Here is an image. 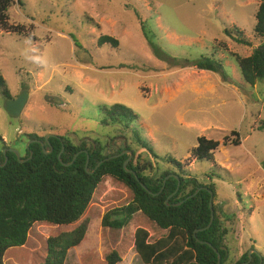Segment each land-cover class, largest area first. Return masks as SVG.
Listing matches in <instances>:
<instances>
[{
    "label": "rangeland",
    "instance_id": "1",
    "mask_svg": "<svg viewBox=\"0 0 264 264\" xmlns=\"http://www.w3.org/2000/svg\"><path fill=\"white\" fill-rule=\"evenodd\" d=\"M261 1L21 0L22 8L9 9L8 25L23 26L29 37L0 27V73L13 98L23 91L29 97L21 115L11 117L0 92V156L6 147L24 157L28 134L35 133L88 146L106 139V153L130 146L132 158L142 153L156 166L129 130L101 123L100 105L124 104L139 115L140 133L156 154H170L199 182L215 183L231 259L246 251L264 256V129L257 130L264 119V82L245 83L233 58L249 56L264 41L253 31ZM87 15L98 27H87ZM233 28L251 45L225 32ZM67 33L83 38V46L75 49ZM100 33L119 45L99 47ZM210 54L222 61L223 73L195 70L185 61ZM232 130L240 133L238 146L224 144ZM200 136L220 143L211 161L191 156ZM131 199L130 189L105 177L83 216L89 219L86 236L64 264H107L113 250L118 264H144L133 245L135 230H148L151 241L165 231L140 213L120 230L101 223L105 212ZM75 226L35 223L23 246L5 252L4 263L41 264L48 237Z\"/></svg>",
    "mask_w": 264,
    "mask_h": 264
},
{
    "label": "trees",
    "instance_id": "2",
    "mask_svg": "<svg viewBox=\"0 0 264 264\" xmlns=\"http://www.w3.org/2000/svg\"><path fill=\"white\" fill-rule=\"evenodd\" d=\"M15 4L21 8L23 6L21 0H0V27L28 38L23 26L8 25L9 9ZM255 18L254 34L264 38V0L260 2ZM86 24L87 27H98L89 15L86 16ZM225 32L237 42L251 45V41L239 28H233L232 31L225 29ZM67 35L72 38L75 49L83 46V38L71 33ZM96 44L99 47H117L119 41L111 35L100 33ZM154 49L158 52V47ZM159 56L164 59L163 55ZM233 58L245 83L255 85L264 82V41L249 56L234 54ZM185 61L195 70L224 72L222 61L216 59L214 54ZM0 88L5 98H13L1 73ZM99 108L101 123L129 130L131 138L156 159V166L152 165L150 158L139 153L131 157L124 167L129 154L123 153L122 149L106 153V139L102 142L94 141L92 146H88L84 142L78 144L68 136H50L44 148L37 141L32 142L30 151L33 155L24 162H20L13 152L1 154L0 264H5L4 255L7 250L19 248L26 243L29 230L35 223L64 226L76 224L73 229L59 232L46 240V256L41 264H64L68 251L78 246L86 236L89 219L83 216L105 177L130 189L132 199L125 205L105 212L101 220L102 227L120 230L129 225L135 214L140 213L165 231L160 238L151 241L148 230L142 227L135 230L133 245L144 264H264V256L255 252L250 254L251 258L246 251L236 261L231 259L226 243L229 228L218 210V194L212 180L207 184L201 183L195 175L183 169L184 163L172 155L156 154L146 137L141 135L136 123L139 115L131 108L121 103L102 104ZM260 129H264V119L257 127V130ZM28 136L30 140L44 141V136L35 133ZM219 144L217 140L200 136L196 146L190 150L191 156L195 161H211ZM224 144L240 145V133L230 131L224 137ZM62 149L61 162L58 155ZM127 149L131 150L130 146ZM79 151L82 152L75 157ZM116 154L119 156L114 157ZM5 156L8 160L1 166ZM101 161L104 162L99 164ZM69 162L72 164L65 165ZM198 189L195 196L188 198ZM212 210L214 218L210 223ZM105 260L107 264H118L121 257L113 250L106 255Z\"/></svg>",
    "mask_w": 264,
    "mask_h": 264
},
{
    "label": "water",
    "instance_id": "3",
    "mask_svg": "<svg viewBox=\"0 0 264 264\" xmlns=\"http://www.w3.org/2000/svg\"><path fill=\"white\" fill-rule=\"evenodd\" d=\"M1 91H2V90L0 89V92H1ZM28 97H29V93H28L27 91H23V92H22L20 95H18L16 98H5V104H4V108H5V110L7 111V113H8L11 117H19V116L21 115L22 110L24 109V107H25V105H26V103H27ZM50 136H51V135L46 136L45 139L48 140V138H49ZM34 141L39 142L42 146L44 145L43 142H41L40 140L34 139V140H29V141L27 142V144H26V147L29 148V144L32 143V142H34ZM7 151L13 152V153L16 155V157L18 158V160H19L20 162H24V161L29 160V159L32 157V153H33V152L31 151V152H30V155H29L28 157H26V158H21L20 153H19V151H18L17 149H14V148H4L2 154L6 155ZM45 152H46V151H45ZM62 152H63V149L60 151V153H59V155H58L59 160H60L61 162H62V160H61V154H62ZM80 152H82V151H79V152L75 155V157H76ZM125 152H128V154H129V158L124 162V167H126L127 162H128V161L130 160V158L132 157V152H131L130 150H128V151L126 150V151H124L123 153H125ZM46 153H47V152H46ZM86 153H87V151H86ZM117 156H119V154L114 155V157H117ZM88 158H89V155L87 154V163H88ZM108 159H109V158L105 159L104 161H106V160H108ZM7 160H8V159H7V156H5L4 163L1 164V166H3V165L7 162ZM104 161H101L99 164H101V163L104 162ZM71 164H72V162H69V163H66L65 165H71ZM99 164H98L97 166H99ZM135 177H136V179L139 181L138 177H137V176H135ZM140 184L142 185V187H143L144 189H147L146 186H145L143 183L140 182ZM202 188H204V187H202ZM199 190H200V189L196 190V191L194 192V194L190 195L188 198H191V197L195 196ZM167 201H168V200H166V202H167ZM180 203H181V202H179V203H177V204H180ZM210 206L212 207V199H210ZM213 218H214V214H213V210H212L211 221H210V223L213 221ZM209 245H210V244H209ZM216 251H217V250H216ZM217 254H218V258L220 259V254H219V253H217ZM249 256H250V254H249ZM250 258H251V256H250ZM243 264H244V263H243Z\"/></svg>",
    "mask_w": 264,
    "mask_h": 264
},
{
    "label": "flooded vegetation",
    "instance_id": "4",
    "mask_svg": "<svg viewBox=\"0 0 264 264\" xmlns=\"http://www.w3.org/2000/svg\"><path fill=\"white\" fill-rule=\"evenodd\" d=\"M37 140H40L41 142H43V144H44L43 146H42L39 142H38V143L44 148L45 145H46L45 142H47V140L45 139V137H44V141L41 140V139H37ZM2 142H3L2 139H0V144H1ZM2 144H3V143H2ZM30 144H31V143H30ZM30 144H29V148L26 147V153H25V156H27V154L30 155V152H31V151H30V150H31V149H30ZM4 148H6V147H4ZM4 148L2 147V149H4ZM2 149H1V151H2ZM29 151H30V152H29ZM32 155H33V153H32Z\"/></svg>",
    "mask_w": 264,
    "mask_h": 264
},
{
    "label": "crops",
    "instance_id": "5",
    "mask_svg": "<svg viewBox=\"0 0 264 264\" xmlns=\"http://www.w3.org/2000/svg\"><path fill=\"white\" fill-rule=\"evenodd\" d=\"M191 68V67H190ZM202 71H205V70H202ZM210 72H212V71H210ZM214 73V72H213ZM216 73V72H215ZM221 85H223V86H228V87H231L232 85H229V84H226V83H221Z\"/></svg>",
    "mask_w": 264,
    "mask_h": 264
}]
</instances>
